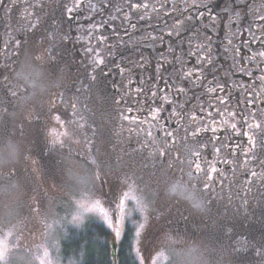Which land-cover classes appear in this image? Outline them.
<instances>
[{"label":"flooded vegetation","instance_id":"flooded-vegetation-1","mask_svg":"<svg viewBox=\"0 0 264 264\" xmlns=\"http://www.w3.org/2000/svg\"><path fill=\"white\" fill-rule=\"evenodd\" d=\"M0 1V23L23 37L1 62L0 75L5 70L10 77L21 64L27 49L22 39L46 46L51 32L61 36L50 42L56 65L48 63L49 74L63 63L73 71L79 64V81L89 82L77 101L89 107L91 127L104 132L110 146L124 145L125 160L160 161L162 168L169 163L170 179L176 168L182 175L188 170L198 187L217 190L204 216L187 221L184 208H173L171 229L211 240V254H264V244L247 251L244 243L264 229V0ZM70 36L79 41L62 44ZM134 49L146 58L141 61ZM26 100L18 89L8 105ZM35 101L22 134L37 133L35 168L48 177L44 158L63 148L59 141L79 149V136L41 133L53 126L52 112L66 111L61 98L52 108ZM182 153L190 162L180 159ZM223 194L232 200L225 215L218 202ZM112 196L116 200V191ZM224 239L230 243L219 244Z\"/></svg>","mask_w":264,"mask_h":264},{"label":"rangeland","instance_id":"rangeland-1","mask_svg":"<svg viewBox=\"0 0 264 264\" xmlns=\"http://www.w3.org/2000/svg\"><path fill=\"white\" fill-rule=\"evenodd\" d=\"M5 26L6 21L0 23V66L14 43L22 37ZM52 35L51 32L46 46L42 42L28 46L27 37L22 39L27 49L21 57V64L13 68L10 77L5 70L0 75V92L3 95L0 97V238L7 237L9 242L7 264H35V261L40 264L42 260L44 264H81V258L65 260L63 257L62 242L67 232H74L90 221L101 222L111 231L112 242L119 244L126 220L134 230V249L140 264H264V254H245L244 249L233 254L210 255L207 247L213 243L211 240L191 241L186 235L171 229L167 218L173 208L181 206L194 212L184 200L167 194L175 180L186 182L204 198L206 205L218 196L217 190L199 184L203 188L201 191L188 170L182 175V169L176 168L175 177L170 179L165 168L169 163L162 168L160 161L155 165L147 164L143 158L125 160L128 153L124 145L110 146L104 132L91 127L94 124L89 107L77 101L79 92L88 85L86 81L89 82L87 79L79 81V61L76 71L63 63L49 74L47 65H56L55 50L50 42L61 37ZM42 39L47 40L48 37ZM71 39V36L63 37L62 44L73 46V42L79 41L75 37ZM58 53L61 56L60 47ZM134 54L139 55L141 61L146 58L142 50L134 49ZM7 65L10 70L11 66ZM99 86L106 90L102 80ZM18 89L26 92L29 100L11 108L8 102ZM59 98L66 113L61 110L52 112L53 126L41 133L52 135L54 131L62 130L61 133H67L72 139L77 131L80 143L77 149L66 140L63 142L66 146H62L60 151L52 149L48 153L42 161V166L46 163L51 168L47 177L35 168L33 149L38 145L37 133L33 131L23 135L22 121L30 118L33 100L35 103L42 101L41 105L52 108ZM75 103L77 106L72 109ZM182 156L183 162H190L186 154L182 153ZM101 180L105 181V188ZM114 191L116 200L112 196ZM127 193H131L132 198L126 200ZM221 197L218 202L225 215V208L230 207L232 200L224 194ZM97 202L107 212L108 219L87 210ZM204 213L197 212V215L201 217ZM77 216L80 219L74 220ZM3 225H10V228L5 229ZM117 232L120 233L118 237ZM225 236L224 233L220 237ZM250 236L249 241L244 240L247 251L264 244V229L259 234L253 231ZM226 243L230 242L227 239L219 242L224 246Z\"/></svg>","mask_w":264,"mask_h":264},{"label":"trees","instance_id":"trees-1","mask_svg":"<svg viewBox=\"0 0 264 264\" xmlns=\"http://www.w3.org/2000/svg\"><path fill=\"white\" fill-rule=\"evenodd\" d=\"M126 210L131 212L130 208ZM184 210L187 211V221L199 217L196 211ZM209 247L212 243L207 249ZM62 254L65 260L81 258V264H140L134 249V230L128 220L119 244L112 242L111 231L101 222L90 221L74 232H67L62 242Z\"/></svg>","mask_w":264,"mask_h":264},{"label":"clouds","instance_id":"clouds-1","mask_svg":"<svg viewBox=\"0 0 264 264\" xmlns=\"http://www.w3.org/2000/svg\"><path fill=\"white\" fill-rule=\"evenodd\" d=\"M60 146L62 147L63 145L61 144ZM9 163L13 162L10 161ZM167 194L177 199L184 200L194 211L203 212L206 209L204 198L182 180H175L167 189ZM2 227L9 229L10 225H3ZM0 264H7V262H0ZM35 264H38V261H35Z\"/></svg>","mask_w":264,"mask_h":264},{"label":"snow or ice","instance_id":"snow-or-ice-1","mask_svg":"<svg viewBox=\"0 0 264 264\" xmlns=\"http://www.w3.org/2000/svg\"><path fill=\"white\" fill-rule=\"evenodd\" d=\"M261 55H264V53H261ZM67 135V133H65ZM52 136L56 137L57 134L55 132L52 133ZM58 140V138H57ZM57 141H54V143ZM61 144L63 143L62 141H59ZM132 198L131 193H127L125 195V199L128 200ZM83 207V205H81ZM88 211H93V212H98L101 215L105 217V219H108L107 212L100 206V204L97 202L96 204H93L90 208L87 209ZM80 217L77 216L74 218V220H79ZM109 227H111V222H109ZM117 237L120 235L119 232L116 233ZM10 251V246L7 237L0 238V262H6L8 253ZM40 264H44V261L42 260Z\"/></svg>","mask_w":264,"mask_h":264}]
</instances>
